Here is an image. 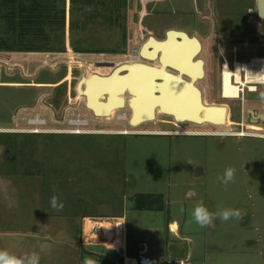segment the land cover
Wrapping results in <instances>:
<instances>
[{"label":"rangeland","instance_id":"1","mask_svg":"<svg viewBox=\"0 0 264 264\" xmlns=\"http://www.w3.org/2000/svg\"><path fill=\"white\" fill-rule=\"evenodd\" d=\"M255 3L256 0H129L125 42L121 41L117 31L91 27L84 33L86 38L96 47H104L108 51L104 54H76L71 47L70 0H67V27L64 36L55 38L57 52H0L3 63L0 64V81L19 83L12 85L15 87H0V128H11L12 118L9 115L13 113L14 116L24 106L48 112L46 107L53 105L61 116L67 110L91 115L85 110L84 95L89 109L100 117L92 122V127L109 133L92 136L44 135L38 136L41 137L40 142L13 141L15 145H24L28 149H24L23 153L9 154L13 162L11 172H23V177L30 182L27 187H13L23 190L24 196L27 192L30 196L35 195L37 191L39 205L46 206L44 242H52L53 237L55 239L54 248L51 244L49 246L54 250L47 244L45 258L41 257L40 249L36 250L41 257L39 262L82 264L87 256L95 264H124L122 251L115 252L111 243L105 239H89L92 234L88 236L87 228L91 224L83 216L103 217L123 209L130 211L135 195L162 194L165 197L163 212H142L140 218L136 213L131 215L130 251L136 253L137 243L144 241L149 245L153 259L158 264H164L166 243L178 239L187 242L196 263L264 264V123L252 122L248 114L254 111L264 115V99L260 96L264 92V83H259L260 71L256 66L251 68V73L244 71L242 77L244 83L249 77L256 78L254 81L257 84H247L238 99H222L219 93L222 74L220 71L216 84V56H212L211 50L217 25L226 32L222 33V40L238 22L242 27L247 25L254 38L260 37L256 14H250L255 11ZM171 30L198 36L205 47L204 57L210 64L206 80L200 83L204 99L201 119L204 123H177L176 127L170 124L175 123L171 118L160 114L155 121L131 127L129 120L132 113L128 108L111 112L114 88L105 84L100 76H111L123 65L141 64L131 62L136 49L142 48L150 37L164 41ZM0 38H11L1 17ZM240 38L235 45L225 38L227 42L223 43L227 46L220 54L218 72L219 68L221 70L228 64L235 67L237 63L250 65L253 60L260 64L262 60L264 62L262 42L253 45L251 50L238 49L237 54L232 52L231 49L244 42V36ZM100 59L109 62V65L102 66L108 67L102 69L103 74L93 63ZM15 65L18 66L14 69ZM41 66L44 68L38 70ZM83 79L85 81L80 83ZM69 90L72 104L68 101ZM219 114H226L229 123H217L210 119ZM125 117L127 119L120 120ZM120 131H127L129 135L120 136ZM225 131L231 134L221 135ZM151 132L163 135H138ZM169 132L204 133L206 136H166ZM0 145H4V140H0ZM36 146L41 149L39 153ZM42 158L44 160L40 161ZM2 160L4 155L0 156V162ZM2 164L0 172L5 170V164ZM228 167L235 168V181L225 186L217 178L223 176ZM32 173H38L36 179L32 178ZM53 195L63 203L62 209L53 211L47 207ZM201 200L210 212H216L218 208L238 209L242 218L227 222L217 218L212 225L201 228L191 217V210ZM181 207L185 210L183 214L179 211ZM32 212L36 213L31 208L20 212L30 220L29 227L32 226ZM168 214L180 222L181 231L177 236L167 226ZM247 216L252 219L244 226L242 219ZM92 222L100 227L103 223L116 224V221L105 220ZM99 230L96 226V237ZM172 231L177 232L178 227L172 226ZM13 252L21 256V250Z\"/></svg>","mask_w":264,"mask_h":264},{"label":"trees","instance_id":"2","mask_svg":"<svg viewBox=\"0 0 264 264\" xmlns=\"http://www.w3.org/2000/svg\"><path fill=\"white\" fill-rule=\"evenodd\" d=\"M128 6L129 0H70V36L74 52L104 54L108 51L86 38L84 33L91 27L117 31L125 42ZM67 14V0H0V17L11 35L9 39L0 38V52H57L55 38L64 36ZM164 199L162 194H137L132 198L133 209L163 212Z\"/></svg>","mask_w":264,"mask_h":264},{"label":"crops","instance_id":"3","mask_svg":"<svg viewBox=\"0 0 264 264\" xmlns=\"http://www.w3.org/2000/svg\"><path fill=\"white\" fill-rule=\"evenodd\" d=\"M13 60V59H12ZM2 63V62H1ZM3 64V63H2ZM5 65H7L5 63ZM3 66V65H2ZM18 65L14 66V69ZM11 71V70H10ZM19 85V83H12L11 81L8 82H2L0 81V87L6 88L4 86L9 87H15L12 85ZM42 84V83H38ZM37 84V85H38ZM10 118H13V113L9 115ZM4 129V128H0ZM109 134V133H108ZM120 136H128V135H121V133H118ZM139 134H145V135H150V134H156V135H163V134H158V133H139ZM41 137H36V136H16L13 134H4L0 133V140H4V145H0V156L4 155V160L0 162L3 163L2 165L5 164V170L0 172V250H7L9 253L16 255L19 252H13L14 250H21V256L25 254H31L33 252L36 253V250H41L40 255L42 258H45V248L48 244L47 247L52 245H55V239L53 237L52 242L45 243L44 242V211L45 207L39 205V194H37V191L35 192V195H29L27 192V196H24L22 194L23 190H16L14 189L13 185H20L27 187V185L30 183L27 179H25L23 176V172L17 173H12V160L11 157L9 156L10 153L13 152H19L23 153L24 149L26 148L24 145V148L22 145H15L13 143L16 142V140H24L30 142L31 140L34 141H42L40 140ZM38 145V144H37ZM39 146H36L37 153H39L38 149ZM10 157V158H9ZM8 158V159H7ZM22 162L24 161L23 157L21 158ZM44 160V158L40 159ZM21 161V160H19ZM12 162V163H11ZM16 163V162H14ZM10 167V168H9ZM29 175V174H28ZM31 175L32 178H37L35 176H38V173H32ZM27 181V182H26ZM28 183V184H27ZM19 187V186H18ZM17 187V188H18ZM35 197V198H34ZM33 202L31 205L28 203ZM47 207L52 209L53 211L55 209L51 208L50 203H47ZM33 209L36 213L33 214L31 213L33 217H30L32 220V226L29 227V222L30 220L28 217L23 216L20 212H24L27 210ZM125 209L119 211V212H114L113 214L99 217V216H83V218L87 219V221L90 224H93L92 221L94 220H105V221H112L116 223L121 222L123 225V230H124V240H122L123 246H122V257L124 258V264H128L129 262L137 260L139 255L143 252H146L148 256L153 258L150 255V247L149 245L142 241L137 243V251L136 253H133L130 251L129 247V221L131 215L134 213L138 214V218H140L139 215H142L140 211L135 212H130V211H124ZM56 211V210H55ZM59 212V211H58ZM154 213H160L157 211H153ZM15 213V215H14ZM147 214H150V212H147ZM52 219L54 220V215L51 216ZM252 218L247 216L245 219H242V224L244 226H247V224H250V221ZM177 224L178 225V231L173 232L172 231V225ZM167 226L169 230L177 236V234L181 231V226L180 222L173 217L172 214H168V220H167ZM250 227V226H249ZM125 228V229H124ZM88 231V228H87ZM90 234H88L89 236ZM181 237V236H180ZM186 238H189L186 236ZM59 242V241H58ZM124 242V243H123ZM59 245V244H58ZM50 248V247H49ZM50 248V249H52ZM48 249V248H46ZM54 250V249H52ZM39 255V253H38ZM39 255V257H40ZM40 257V259H41ZM157 262V261H156ZM39 264H42L39 262ZM158 264V263H157ZM164 264H203V263H196L192 259V255L189 252L188 249V244L185 241L178 240L177 241H172L167 242L165 246V251H164Z\"/></svg>","mask_w":264,"mask_h":264},{"label":"water","instance_id":"4","mask_svg":"<svg viewBox=\"0 0 264 264\" xmlns=\"http://www.w3.org/2000/svg\"><path fill=\"white\" fill-rule=\"evenodd\" d=\"M257 14L259 21L264 22V0H257ZM150 42L154 44V50H156L157 54L148 59L159 60L162 65L161 69L151 68L149 66L139 64L132 66L123 65L115 70L109 78L104 79L105 81L108 79L120 81V86L117 90L115 88V92L122 93L126 99L119 100L122 107L118 110L128 108L132 112V119L130 121L131 127H133L136 115L138 118L139 111L147 104L151 106H148L150 111L147 110L149 113V119L146 120V123L148 121H155L156 113L161 111L164 112L165 116L173 117L176 122L180 124H202L199 115L202 113L203 98L201 92L195 86V83L198 78L204 77V63L202 61H194L198 52L201 50L199 41L196 38H190L184 32L171 30L167 32L166 39L164 41H159L151 37L149 42L143 45L142 52L148 50ZM189 43L190 45H194V48L188 53L187 45ZM181 55L182 57H185V61H180L179 57ZM170 66L178 70L180 75L177 76L166 72V69ZM139 67L147 69L148 71L151 70V72H154V75L160 72L165 73L164 79H162L161 82L154 79L155 84L157 85V90H153V92L151 91L154 87V83L151 88L148 80H146V83L142 84V91H139L138 88L136 89L133 81L135 78V72H137ZM194 68L196 70L195 75L192 73ZM183 75L191 81L182 79ZM83 81H85V79H83L80 83ZM176 88L181 89L183 94L178 92L179 89ZM105 89L109 90L108 87H105ZM78 91L80 92L79 89ZM140 92H142V94H140ZM82 97L86 98L84 95H82ZM88 103L86 104L88 110H90L96 118H100L96 115L95 111L89 109ZM249 114L252 117V122L264 123V115L258 114L254 111H250Z\"/></svg>","mask_w":264,"mask_h":264},{"label":"built area","instance_id":"5","mask_svg":"<svg viewBox=\"0 0 264 264\" xmlns=\"http://www.w3.org/2000/svg\"><path fill=\"white\" fill-rule=\"evenodd\" d=\"M136 54V53H135ZM101 55H99L100 57ZM137 58L135 55L131 59V62H136ZM95 66H97V69H108V67H102L103 65H109V62L104 61L103 59H100L98 61L93 62ZM1 64V61H0ZM16 66V65H15ZM51 67V66H50ZM44 66H41L38 70L43 69ZM99 72H103L99 71ZM103 74V73H102ZM37 75V74H36ZM77 93V97L78 92ZM68 101L69 104H72L71 102V93L69 90L68 93ZM83 101L85 102L86 106V100L83 98ZM48 112H44L41 108L36 110L35 108H29V107H21L19 108L15 115L12 118V127L6 128V129H0V133L4 134H15V135H31V136H48V135H65V136H92V135H103L108 134V132L104 130H97L92 127V122L96 120V117L92 114L90 110L85 107V110H87L91 115L84 113V112H78L77 110H67L66 114H62L61 116L53 107V105H49ZM77 111V113H76ZM95 117V118H94ZM127 119L121 118L120 120ZM121 135H128L129 132L120 131ZM118 224V222H117ZM96 226L101 228L100 225L91 224L90 229H88L87 234L90 235L91 238H89L91 241L93 240V236H95V229ZM100 241L99 239H97ZM95 240V241H97ZM109 243L108 241H106ZM111 248L117 252L121 253V249H118L112 245H110ZM135 264H157L156 260L148 256L146 252H143L139 255L137 260H135Z\"/></svg>","mask_w":264,"mask_h":264},{"label":"bare ground","instance_id":"6","mask_svg":"<svg viewBox=\"0 0 264 264\" xmlns=\"http://www.w3.org/2000/svg\"><path fill=\"white\" fill-rule=\"evenodd\" d=\"M149 47L154 48V44L152 42H150L148 48ZM187 48H188L187 51L189 53L194 48V45H192V44L190 45V43H189L187 45ZM146 56H150V55L149 54H145L144 57H146ZM151 57L152 56H150V58ZM179 59H180V61H185V57H182V55L179 57ZM253 61L254 62L251 65H248V64H244L243 65V64H238L237 63L234 69H232V67H230L228 65H225L224 66L223 73H222V82H223V90L222 91H223V95H224L223 97L225 99H228V100L229 99L230 100L231 99H238L240 97V94H241L242 90H243L242 88L246 87L247 84L256 83L254 81V79H256V78L252 79L251 77L247 78L248 81L244 83L243 80H242V78H241L242 73L244 71L247 72V73H249L250 70H251V68H254L255 69V67L257 66L259 68V71H260V75H259L260 80H264V67H262V64L264 66V62H261L262 64H260V63L256 62L255 60H253ZM141 64L142 65H147V66H149L151 68L161 69V67L150 66V65L145 64V63H141ZM188 71H189V69H188ZM195 71L196 70L194 68L192 70V73H194V75H195ZM166 72H168V71L166 70ZM93 73L96 74V75H98L96 72H93ZM183 73H185V72H183ZM143 74H144L145 79L148 80V82L150 83L151 88L153 87L152 84L154 83V87H153L154 89L153 88L151 89L152 92H153V90H157V85L155 84V80L156 79L157 80L158 79H161V80L164 79V75H161V74H157V75L155 74L156 76L154 75V73H151V74H149V73H142V75ZM100 77L105 82V84L110 85V86H112L114 88V100H113L112 106L110 107L111 112H113V110H118L120 107H122V105H121V103H120L119 100L126 99V97L122 93H116L115 92V88L117 90L119 88V86H120L119 85L120 81L119 80L117 81L115 79L114 80H111V79L109 80L108 79V80L105 81L104 79H107V78L110 77V75H108V74L107 75H101ZM252 77H254V76H252ZM136 78H137V76H136V72H135V78H134V81L133 82L135 84L136 89L138 88L139 91H142V83H138V81H137L138 78H137V80H136ZM182 79H184L183 76H182ZM85 89L86 88L84 86V90ZM176 89H179V88H176ZM178 92H180V93L183 94V91L181 89H179ZM140 94H142V92H140ZM143 95H144V93H143ZM143 101H144V98H143ZM202 105H203L202 106V113H203V111H204V102L203 101H202ZM145 106H143L142 109L139 111V113H138V116L139 117L138 118H137V115H136V119L134 121L133 127H139L142 124L146 123V120L149 119L148 118L149 117V115H148L149 113H148L147 110L150 111V108L148 109V106L150 107L151 105L147 104ZM202 113H200V115H199L200 118L202 116ZM157 114L158 113H156V119H157ZM159 114H164V112L159 111ZM131 119H132V117L130 118L129 122L131 121ZM210 119L213 120V121H215V122H217V123H224V124H228L229 123L228 116L226 114L215 115L213 118H210ZM201 121H202V123H204V120L203 119H201ZM200 125H202V124H200ZM88 229H90V227ZM93 238H96V239H105L106 241H108L109 243H111L112 246H114V247H116L118 249H121L122 246H123V244H121V243H122V240H124L123 225H122L121 222H119L118 224L116 223L114 226L108 225L107 223H103L102 226H101V228H100V230H99V232H98V234H97V237L95 236ZM128 264H135V261L129 262Z\"/></svg>","mask_w":264,"mask_h":264},{"label":"flooded vegetation","instance_id":"7","mask_svg":"<svg viewBox=\"0 0 264 264\" xmlns=\"http://www.w3.org/2000/svg\"><path fill=\"white\" fill-rule=\"evenodd\" d=\"M252 13H255L256 14V18H257V29L260 30V32H258V35L261 38L260 37H259L260 39L259 38H254V36H253L254 34L252 33V30L249 29V27L247 25H244V27H242L243 25H241L239 22L237 24H234L232 26V30H230V32L228 33V36L225 37V38L228 40L229 43H232L233 45H235L236 42H237V39H239L240 37L244 36V40H243L244 42L243 43H240V45L238 44L239 47H235L234 50L231 49V51L234 52V53H236V54H237V50L238 49L239 50H242L243 49V51H248V50H251V48H252L253 45L258 44L259 42H262V44L260 46L261 47H264V22H260L259 19H258V14H257V0H256V3H255V11H251L250 14H252ZM202 24H203V22H202ZM202 27L203 26H201V28ZM216 28H217V30L214 31V33H213L214 42H213V46H212L211 50H212V56H216L215 59H214V62H215V66H214V82H216V84H218V75L220 74V71H221V74L223 73V70L222 69L224 68V67H222L221 70L219 68V72H218L217 69H218V67H220V66H218V63L220 62V54L222 53L223 47H226L227 46L223 42L226 43L227 40L225 38H224V40L221 39L223 37L222 33H226V32H223L219 25H217ZM184 33H186L190 38H196L199 41L200 46H201V50H200V52H198V54H197L196 58L194 59V61L195 62L202 61L204 63V77L203 78H198L197 81H196V83H195V85L197 86V88L201 92L202 98H203V92H202V89L200 88V83L201 82H204L206 80L207 75H208V66H209L210 63H208V61L204 57L205 47L203 45L202 40L198 36L197 37H194V36L188 34L187 32H184ZM150 38L147 40V42H149ZM165 39H166V36H165ZM222 43H223V45H222ZM230 46H231V44H230ZM135 53H136L135 54V57L137 58L136 63H145V64H148L150 66H157V67H161L162 68V65H161V63H160L159 60H150V59H148V58H150V56H154V55L157 54L156 53V50H154V48L149 47L148 50L145 51V52H142V48H139V49H136ZM144 53L145 54H149L150 56L144 57L145 56ZM250 60H251V58H250ZM171 62H172V60H171ZM139 65H142V64H139ZM228 66L232 67V69L235 68L234 67V64H228ZM166 70L169 73H172L174 75H177V76L180 75V72L178 70L174 69L171 66L168 67ZM142 73H149V74H151V73H154V72H151V70L148 71L147 69H143L141 67L138 68V70L136 72V76H137L138 80H137V78H136V80L138 81V83L144 84V83H146V79L144 77V74L142 75ZM157 74H161V75H164L165 76V73H163V72H160V73H157ZM183 78L185 80H187V81H191L185 75H183ZM241 78L243 80V77L242 76H241ZM158 81L161 82L162 80L161 79H158ZM222 90H223V82H222V75H221V90L219 89V93L221 94L222 99L228 100V99H225L223 97L224 95H223V91ZM203 102H204V99H203ZM249 113H250V111H249ZM157 115H160L159 112H158ZM166 117L171 118L175 122V123L170 122L171 125H175L176 127H178L177 122H176V120L173 117H171V116H166ZM249 117H250V119H252V117H251L250 114H249ZM138 135H140V134H138ZM166 136H170V137H178V136L179 137L180 136L203 137V136H206V135H204V133H192V132L191 133L190 132L189 133L188 132H183V133L169 132Z\"/></svg>","mask_w":264,"mask_h":264},{"label":"clouds","instance_id":"8","mask_svg":"<svg viewBox=\"0 0 264 264\" xmlns=\"http://www.w3.org/2000/svg\"><path fill=\"white\" fill-rule=\"evenodd\" d=\"M260 83H264V80L259 81ZM261 99H264V92L260 94ZM231 133L225 131L221 133V135L227 136ZM188 163H191L190 161ZM192 164V163H191ZM218 182L227 186L229 183L235 181V168L228 167L225 169L223 176L217 178ZM50 206L53 209L60 210L63 208V203L58 200V197L53 195L50 198ZM180 213H184V208L181 207L179 209ZM191 217L195 223L203 228L212 225L213 221L217 218L222 221L227 222L229 219H241V213L238 209H230L224 208L219 209L216 212H210L208 208L204 205V202L201 200L197 203V205L191 210ZM192 221H189L191 223ZM172 226L178 227L177 224H173ZM40 257L37 253L33 252L31 254H25L23 256H16L14 254L9 253L7 250H0V264H39ZM82 264H95V261L90 259L89 257H85L83 259Z\"/></svg>","mask_w":264,"mask_h":264},{"label":"snow or ice","instance_id":"9","mask_svg":"<svg viewBox=\"0 0 264 264\" xmlns=\"http://www.w3.org/2000/svg\"><path fill=\"white\" fill-rule=\"evenodd\" d=\"M174 227V226H173Z\"/></svg>","mask_w":264,"mask_h":264}]
</instances>
